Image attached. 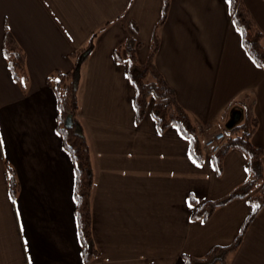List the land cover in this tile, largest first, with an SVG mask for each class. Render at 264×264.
<instances>
[{"label": "crops", "instance_id": "0c3cea01", "mask_svg": "<svg viewBox=\"0 0 264 264\" xmlns=\"http://www.w3.org/2000/svg\"><path fill=\"white\" fill-rule=\"evenodd\" d=\"M264 34V0H243ZM232 0H171L159 30L155 64L196 124L199 137L240 125L254 103L251 140L264 149V69L233 26ZM163 0H0V264H86L75 213V166L57 129L58 101L48 81L72 71L71 54L93 42L79 69L76 123L93 164L92 234L99 256L89 264H187L235 241L253 207L232 201L207 222L195 221L190 196L224 197L249 177L248 159L230 150L217 173L171 127L151 113L136 122L135 89L115 49L131 36L145 63ZM132 23L138 32L132 29ZM9 31L25 53V89L3 48ZM124 59L126 54L122 52ZM235 101L236 106L233 107ZM19 191L13 198L10 171ZM226 264H264V208Z\"/></svg>", "mask_w": 264, "mask_h": 264}, {"label": "trees", "instance_id": "16d2710c", "mask_svg": "<svg viewBox=\"0 0 264 264\" xmlns=\"http://www.w3.org/2000/svg\"><path fill=\"white\" fill-rule=\"evenodd\" d=\"M171 0H163L162 15L155 25L150 52L145 63H140L137 52L143 46L136 37L131 36L123 46L115 49V58L127 64V73L135 89L134 108L136 122L145 118L151 100V113L156 121L157 129L164 133L171 127L177 128L190 141V151L197 163L205 159L203 141L189 113L179 103L174 89L167 83L155 64V56L160 48L159 30L165 23ZM231 11L233 26L242 36V44L251 59L264 69V34L257 26L243 0H232ZM136 33L138 27L132 23ZM4 53L13 78L25 89L28 75L26 71L25 53L12 34L7 31L3 43ZM93 48L91 41L80 53H73L76 65L72 71H55L48 81L55 90L58 101L57 129L63 144L69 152L75 166V213L79 236L82 245L84 262L89 264L99 256L94 246L92 234L91 196L94 185V171L90 146L85 136L79 130L76 116L79 113V69ZM125 52L124 59L122 52ZM71 119V123L68 120ZM258 127V118L254 112V103L246 106L245 117L240 125L227 131L226 140L220 151L212 155V161L217 173L223 169V160L230 150L237 149L248 159L249 177L247 180L216 200L202 201L190 196L191 204L196 209L192 215L195 221H209L217 209L232 201L245 199L252 207V212L246 219L241 232L235 241L226 246H215L202 258L185 256L187 264H226V257L234 252L242 243L243 238L254 219L264 208V149L253 144L251 138ZM10 171V186L13 198L19 191V183L15 172Z\"/></svg>", "mask_w": 264, "mask_h": 264}, {"label": "built area", "instance_id": "2783aa9c", "mask_svg": "<svg viewBox=\"0 0 264 264\" xmlns=\"http://www.w3.org/2000/svg\"><path fill=\"white\" fill-rule=\"evenodd\" d=\"M225 140L226 133L223 129H218L214 133L207 135L203 141L204 153L209 155L218 153Z\"/></svg>", "mask_w": 264, "mask_h": 264}, {"label": "rangeland", "instance_id": "374dc122", "mask_svg": "<svg viewBox=\"0 0 264 264\" xmlns=\"http://www.w3.org/2000/svg\"><path fill=\"white\" fill-rule=\"evenodd\" d=\"M236 103H237V102L235 101L233 107L237 105ZM231 113H232V112H231ZM231 113H230V117L227 118V119H229V120H227V121H225V120H221V123L223 124L224 129H225L226 131L231 130V128H232V127H230V123H229L230 119H232V114H233V113H232V114H231Z\"/></svg>", "mask_w": 264, "mask_h": 264}, {"label": "water", "instance_id": "95a60500", "mask_svg": "<svg viewBox=\"0 0 264 264\" xmlns=\"http://www.w3.org/2000/svg\"><path fill=\"white\" fill-rule=\"evenodd\" d=\"M68 123H69V124L71 123V119L68 120Z\"/></svg>", "mask_w": 264, "mask_h": 264}]
</instances>
